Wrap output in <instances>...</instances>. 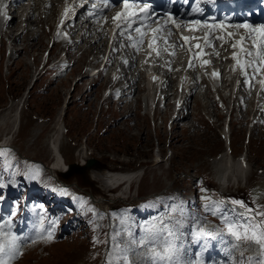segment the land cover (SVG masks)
<instances>
[{
    "label": "rangeland",
    "instance_id": "rangeland-1",
    "mask_svg": "<svg viewBox=\"0 0 264 264\" xmlns=\"http://www.w3.org/2000/svg\"><path fill=\"white\" fill-rule=\"evenodd\" d=\"M54 2L57 8L58 1ZM45 11L46 14L37 11L39 14L35 13L30 20L28 35L21 33L28 25L21 21L11 24L13 33L22 34L17 42L2 39L7 29L0 25V143L7 139L12 145L0 155L6 156L10 167L15 162L14 168L20 167L17 176L12 172L8 176L23 180L22 187H14L20 192L16 198L18 215L38 210L44 217L43 225L50 224L51 237L29 246L22 259L16 257V264H100L107 253L108 232L113 234L112 245L119 241L123 250L112 257L114 264H119L121 255H126L130 264H147L146 249L154 246L150 242L160 245L165 239L177 248L174 264H248L249 254L252 256L249 245L250 249L255 248L256 261L264 260L259 247L251 242L239 245L243 248L241 253L247 254L245 259L230 260L233 255L228 251L237 242L228 234L223 220L225 215L241 220L244 209L237 208L232 201L264 210V116L250 114L257 106L254 93L248 99L236 95L237 100L231 106L228 104L233 111L229 116L227 108L218 105L216 93L206 84L188 99L187 111L174 123L176 126H168L174 104H165L162 95L169 93L171 100L176 101L172 96L177 91L175 83L159 93L161 107L154 117L153 107H147L145 74L138 71L126 75L125 83H140L130 88L124 105L114 103L113 107L111 100L103 104L102 95L109 79L103 76L97 83L87 80L86 67L92 57L81 56L82 50L74 55L79 62L72 71L55 81V74L49 72L40 78L45 70L42 66L48 49V30L56 15ZM11 42L17 55L9 57L6 48ZM55 51L56 48L51 50ZM90 84L93 89L87 91ZM224 91L229 102L227 96L232 91ZM17 114L18 121L14 118ZM253 120L260 124L254 126ZM228 124L233 133L231 150L222 136V130L229 129ZM56 137L59 140L55 141ZM54 145L60 158L53 151ZM18 154L20 159L16 158ZM225 156L226 160L246 156L252 168L249 175L245 174L248 178L239 177L226 187L221 181ZM159 157L162 163H158ZM87 158L95 159L96 164L87 168ZM41 162L48 167L53 163L55 167L61 164L67 168L66 163L80 167L78 171L55 173L58 181L75 190V200L69 202V207L56 200V196L63 200L67 189L53 187L45 194L49 197L52 192L49 199L54 203L47 204H57L58 215L46 211L41 199L45 195L29 197L34 188H46L51 180L42 172L45 166ZM3 163L0 159V173ZM138 174L144 176L131 185L129 194L125 186ZM123 189L128 192L127 198L115 199ZM88 195L95 198L96 206ZM136 240L145 244L139 245Z\"/></svg>",
    "mask_w": 264,
    "mask_h": 264
},
{
    "label": "snow or ice",
    "instance_id": "snow-or-ice-1",
    "mask_svg": "<svg viewBox=\"0 0 264 264\" xmlns=\"http://www.w3.org/2000/svg\"><path fill=\"white\" fill-rule=\"evenodd\" d=\"M87 2V0H86ZM125 11L122 13H117L115 17H113V23L116 25V28L121 30L120 35H124L123 29H127L129 33L131 31H135L139 34V38L137 41L131 44L132 47L139 50L137 45L143 43L144 35L147 33L141 32V25H137L135 28L131 26L135 23L137 17L136 13H131L128 11L130 7H135L134 4H130V0H122ZM105 7H111L112 3L110 0H104ZM95 7V4L93 5ZM147 7V5H145ZM68 9H65V15L68 13ZM90 15H96V13H90ZM168 20L172 22L174 28L176 30H184V26L176 24L174 18L169 15ZM63 23V22H62ZM227 25L221 24H213L208 25L207 23L201 25V21L194 20L189 23L187 26V30L195 33L198 30H205V34L203 36V42L205 47H214L216 41H220L221 43L225 42L224 36H215L212 32L208 31L210 28H218L221 32H224ZM232 27L236 29L244 28L250 29L247 36H242L240 40L237 42L233 40V33H226L229 40L232 41L231 47L234 49V54L232 59L236 61L237 66L239 67L242 74L247 75V69L250 67H255V71L259 72L261 68L259 66H264V25L259 28L252 27L248 24H235ZM162 31H168L169 35H173V29L168 27L165 28H157L155 30L156 34L152 36V40L148 44V48L151 51H156L157 56L160 55V50L155 47V45L161 40V37L158 35ZM211 37V40L209 39ZM130 41L132 40V36L129 34L127 37ZM196 37L193 35L192 37H181V43L179 45L169 44L167 39L163 40V43L170 48L179 47H188V50L191 51V41L195 40ZM251 40L252 45L251 48H245V41ZM123 47V45H121ZM196 48L201 50V56L205 53L201 48V45L197 43L195 45ZM253 49L255 51H253ZM115 50V49H114ZM167 51V49H165ZM237 51L240 55L237 54ZM170 55H175V52L172 51L169 53ZM219 56V53H216ZM197 57H193L196 59ZM127 63V61H124ZM208 61H203L201 67H204L208 64ZM193 67V63L189 61V68ZM171 70V69H169ZM235 70V69H234ZM212 76L214 78L219 77L218 72H213ZM155 79V78H154ZM245 83H248V80H245ZM261 88L264 90V80L261 81ZM233 205L237 206L239 209H244V212L240 214L241 220L230 219L228 215L223 217L225 224L227 225L228 234L235 239L237 242L236 247H239L241 242H251L259 247V251L262 255H264V210H254L248 207L244 202L240 201H232ZM169 236L172 235L171 232L168 233ZM51 237L49 236V239ZM139 245H144L145 241H137ZM154 246L148 247L146 249L147 255V264H174V258L176 257L177 248L176 246L169 240L165 239L163 244L156 245L155 241H151ZM123 250L120 248V242L114 241L112 245V250L109 253V259L107 264H114L112 257ZM19 255H22L20 252V244L17 242L15 236L11 235L8 232L4 231V225L0 224V264H11L12 260H14ZM243 255V253H241ZM119 264H130L126 255H121L119 259ZM248 264H264V260L253 262L251 258H249Z\"/></svg>",
    "mask_w": 264,
    "mask_h": 264
},
{
    "label": "bare ground",
    "instance_id": "bare-ground-1",
    "mask_svg": "<svg viewBox=\"0 0 264 264\" xmlns=\"http://www.w3.org/2000/svg\"><path fill=\"white\" fill-rule=\"evenodd\" d=\"M47 3H54V5L56 6V4H55V2H54V0H50V1H48V2H46V4ZM51 4V5H52ZM55 6L54 7H50L49 8V11H50V13H51V11H52V14L54 15V14H56V12H57V8H55ZM29 17H32V15H31V13H28L27 14ZM110 15V14H109ZM53 17V16H52ZM15 18H16V16L14 15L13 16V20L12 21H14L15 20ZM28 18V17H27ZM53 20V19H52ZM51 20V21H52ZM10 22V24H9V27L7 28L8 29V31H5L4 33H3V35H2V39H5V38H11L12 37V34H13V36H14V41L15 42H17L20 38H21V36H22V34H23V32H22V34H16V33H13V29H12V27H11V23H13V22ZM28 21V20H27ZM15 23H16V21H14ZM46 22H47V20H46ZM50 23V22H49ZM48 24V23H47ZM4 26H3V29H4V27L6 26V24L4 23L3 24ZM18 26V25H17ZM29 27H32L31 26V22H29V24H28V26L25 28V31H26V35H28V34H30L29 33V31H28V28ZM14 28H16V27H14ZM259 28V27H258ZM6 29V28H5ZM231 30H233V29H231ZM249 31H250V29H249ZM4 41V40H3ZM20 41V40H19ZM10 49H11V56L10 57H12V56H14V54H16L15 53V48H14V45L12 44V46L10 47ZM223 48H219L218 50H216L215 52L216 53H219V56L220 55H222V52H223ZM6 51H7V48H6ZM216 57H218V56H216ZM11 59V58H10ZM144 61V58H143V60H142V62ZM207 61V60H206ZM227 62H228V60H227ZM41 74V73H40ZM39 74V75H40ZM138 79V78H137ZM136 79V80H137ZM79 82V81H78ZM137 82V81H136ZM146 84H149V81H147V82H145ZM152 85V84H151ZM214 85V84H213ZM153 86V85H152ZM138 87V86H137ZM207 87V86H206ZM209 88V87H208ZM227 90V89H226ZM142 91V90H141ZM146 92H147V94H149V97H147V100H149V104L147 105V107H153L155 104H156V96H157V90L154 88V87H148V89L146 88ZM149 92V93H148ZM225 91H223V93H224ZM207 94V93H206ZM219 96H220V98H221V101H222V103H223V107L225 108H227V110H228V113L227 114H229V112H230V108H229V106H228V104L230 105V103L229 102H227L226 100H225V98L223 97V94H221V93H219L218 94ZM238 95V94H237ZM206 96V95H205ZM211 98V97H210ZM146 99V98H145ZM208 99H209V97H208ZM230 99H231V101H236L237 99L235 98V100L233 99V96L232 95H230ZM229 99V100H230ZM128 100V99H127ZM197 100V99H196ZM198 101V100H197ZM200 102V101H199ZM123 103H125V102H123ZM122 103V104H123ZM257 103V102H256ZM121 104V105H122ZM127 104V103H126ZM214 104V103H213ZM124 105V104H123ZM216 106V105H215ZM231 106V105H230ZM171 107V106H170ZM122 108V106H120V109ZM20 109V108H19ZM245 109V108H244ZM254 109V108H253ZM149 111L152 113V111L150 110V108H149ZM156 112H157V110H156ZM156 112H154L153 114H154V117H155V115H156ZM235 112V111H234ZM248 113V112H247ZM62 114H64V109L62 110ZM226 114V113H225ZM250 114H252V113H250ZM247 116V115H246ZM226 117V116H225ZM14 118H16V121H18L19 119H20V114H17L16 115V117H14ZM247 118V117H246ZM246 120V119H245ZM16 121L15 122H13L14 124L16 123ZM261 121H263V120H261ZM11 122V123H12ZM243 122V121H242ZM246 121H244V123H245ZM19 123V122H18ZM174 126H176L175 124H174ZM228 127H229V129L227 130V128L226 129H223L222 130V136H225L224 138H225V142H227V144L229 145V148H230V150H231V145L233 144V141H232V137H233V133H232V128L230 127V124H228ZM173 129H174V127H173ZM57 136H59L58 135V132H57ZM57 140H59L58 139V137H56L55 138V141H57ZM54 147H55V145H54ZM53 151L54 152H56L57 153V156H58V149L55 147L54 149H53ZM62 156V155H61ZM161 156V155H160ZM248 156V155H247ZM232 157V156H231ZM246 157V156H245ZM245 157H241L239 160H237V159H227L226 160V156H225V158H221L224 162H225V166H224V172H223V178L221 177V181H222V183H224L225 184V186H227V185H230L232 182L233 183H236V180H238L239 179V177H242V178H244V179H247L248 177L246 176L248 173H250L251 172V170H252V168L250 167V165H249V163H248V161H247V159L245 158ZM160 158V157H159ZM158 158V159H159ZM220 159V160H221ZM235 160V161H234ZM65 161V160H64ZM56 162V161H55ZM54 162V163H55ZM163 162V160L160 158V160L158 161V163H162ZM54 163H53V165L52 166H50V167H48L47 169L49 170V172H51L52 174H54L55 175V173H57V171H64L66 168L64 167V166H62L61 164H59L58 166H56L55 167V165H54ZM66 163V162H65ZM56 164V163H55ZM66 166H67V168L69 169V166L67 165V163H66ZM135 174V173H134ZM246 174V175H245ZM249 175V174H248ZM143 176L144 175H141V174H138L137 176H134V177H132L131 179H130V183H128L127 182V184H126V186L125 187H127V185L129 184V186H130V188H132L131 187V185L132 184H135V182L137 183V182H139L142 178H143ZM116 177H118V176H116ZM122 177H124V178H128V177H130V176H122ZM247 177V178H246ZM229 180V181H228ZM125 182V181H124ZM128 188V187H127ZM130 191V190H129ZM128 191V192H129ZM128 192L126 191V189H123L122 191H121V193L118 195V196H116L115 197V199H126L127 197V194H128ZM131 192V191H130ZM130 192H129V194H130ZM107 207V206H106ZM105 208V207H104Z\"/></svg>",
    "mask_w": 264,
    "mask_h": 264
},
{
    "label": "water",
    "instance_id": "water-1",
    "mask_svg": "<svg viewBox=\"0 0 264 264\" xmlns=\"http://www.w3.org/2000/svg\"><path fill=\"white\" fill-rule=\"evenodd\" d=\"M96 162H97V161H96L95 159H91V160H89V161L87 162L86 167H87V168H90V167L94 166V165L96 164ZM77 166H78V164L70 165L71 168H73V167H77Z\"/></svg>",
    "mask_w": 264,
    "mask_h": 264
},
{
    "label": "trees",
    "instance_id": "trees-1",
    "mask_svg": "<svg viewBox=\"0 0 264 264\" xmlns=\"http://www.w3.org/2000/svg\"><path fill=\"white\" fill-rule=\"evenodd\" d=\"M80 169V167H73V169H71V170H74V171H78Z\"/></svg>",
    "mask_w": 264,
    "mask_h": 264
}]
</instances>
